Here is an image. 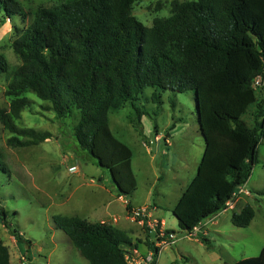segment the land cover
<instances>
[{
	"label": "trees",
	"instance_id": "16d2710c",
	"mask_svg": "<svg viewBox=\"0 0 264 264\" xmlns=\"http://www.w3.org/2000/svg\"><path fill=\"white\" fill-rule=\"evenodd\" d=\"M139 1L74 0L38 9L13 43L20 63L11 65L0 55V72L13 99L9 111L0 109V123L13 134L9 145L15 148L52 138L17 126L15 120L31 105L24 97L29 92L56 119L76 116L77 147L109 172L117 195L126 198L137 189L133 155L112 134L109 115L131 105L136 113L132 124L139 129L146 113L136 102L147 88L194 91L205 150L196 176L173 209L181 231L192 235L227 210L259 163L264 143V0L174 1L172 14L155 19L151 27L133 14ZM3 9L4 21L20 14L14 0H0ZM258 78L262 82L256 87ZM249 113L252 127L243 119ZM126 208L131 214L132 206ZM7 217L0 201V223L20 241ZM254 218L247 204L231 221L248 228ZM54 224L89 264H130L127 249L136 245L125 231L77 216H55ZM0 264H12L2 240ZM235 264H264V248L257 257Z\"/></svg>",
	"mask_w": 264,
	"mask_h": 264
},
{
	"label": "rangeland",
	"instance_id": "374dc122",
	"mask_svg": "<svg viewBox=\"0 0 264 264\" xmlns=\"http://www.w3.org/2000/svg\"><path fill=\"white\" fill-rule=\"evenodd\" d=\"M14 1L20 14L4 21V9L0 11V55L11 65H18L13 43L32 24L35 12L74 0ZM174 1L192 0H140L133 14L151 27L155 19L172 14ZM7 91L6 76L0 72V109L9 111L13 99ZM24 97L31 105L15 120L17 126L50 133L52 138L37 146L15 148L9 145L13 134L0 123V149L7 157L0 153V201L7 211L8 225L21 237L19 241L0 223V240L8 247L12 264H89L68 236L56 228L54 217L77 216L97 223L108 212L124 216L126 210L117 202L112 209H105L107 199L100 186L109 189L112 181L107 170L96 167L77 147L73 129L78 118L58 120L33 93ZM136 104L146 113L139 129L132 124L136 113L131 105L110 114L109 126L133 155L137 189L126 200L137 208L150 207L151 219L162 217L164 228L178 237L174 244L161 249L156 263L235 264L257 257L264 248V143L259 146V163L244 186L249 194H239L230 203L232 208L212 222L214 217L203 222L196 235L188 237L179 228L173 209L196 176L205 150L195 92L174 94L147 88ZM243 119L253 126L250 113ZM247 204L254 209L255 218L248 228L235 227L233 213H240ZM142 228L146 239L137 242L136 249L144 252L150 249L148 244L154 245L156 237L147 226Z\"/></svg>",
	"mask_w": 264,
	"mask_h": 264
},
{
	"label": "built area",
	"instance_id": "2783aa9c",
	"mask_svg": "<svg viewBox=\"0 0 264 264\" xmlns=\"http://www.w3.org/2000/svg\"><path fill=\"white\" fill-rule=\"evenodd\" d=\"M261 78H258L255 82L256 87L261 85ZM245 187H242L241 189L237 190L234 193V198L227 203V208L230 207V203L237 197L239 194H249V192H246ZM131 218L135 220L139 225L142 227H148L150 229V233H155V241H154V247L157 249L156 252H158V255L161 252V249L164 247H167L171 244H174L177 241V236L175 233L167 234L166 229L164 228V224L158 222L157 220L151 219V214L149 211V208L146 206L140 207V208H134L132 210V213L130 214ZM199 227V226H198ZM198 227L194 229V232L192 235H186L188 237L195 236L198 230ZM135 252V254H132ZM129 252L127 255V259L130 264H157L156 259V252L150 251L146 255L138 254L136 251Z\"/></svg>",
	"mask_w": 264,
	"mask_h": 264
},
{
	"label": "crops",
	"instance_id": "0c3cea01",
	"mask_svg": "<svg viewBox=\"0 0 264 264\" xmlns=\"http://www.w3.org/2000/svg\"><path fill=\"white\" fill-rule=\"evenodd\" d=\"M111 185H112V182H111ZM100 189H101L103 195L107 199L106 200L107 203L106 204L104 203V206H105L106 210L107 209H112V205H113L114 202L115 203L116 202L117 203H121L124 206L125 210H126V215H124V216L119 215V214H112L111 215V213L108 212V213L104 214V217H102V220L100 222L101 223H106V224H109V225H113V226L117 227L118 229L125 231L130 236V238L132 239L134 245H136L137 242H140V241H142L144 243L146 237L144 239L143 228L141 227V225H139L135 220H133L130 217V214L128 213L127 208H126L128 203L132 206V208H137V207H134L130 202H128L126 200L125 197H119L117 195L116 190L114 189L113 186L109 187V189L105 188L103 186L102 187L100 186ZM181 196H180V198H181ZM146 207L149 208L150 214L153 216V211L151 210V208L148 207V206H146ZM155 209H157L156 206H155V208H153V210H155ZM218 216H215L214 219L211 220V222L213 220H215L216 217H218ZM155 220H157L158 222L163 223L164 226H165V220L162 217H156ZM142 242H141V244L143 245ZM133 248L134 249L131 248V249H128V250L130 252L136 251L138 254H141V255H146L147 253H149L151 251V250H149L148 247H147L148 249L146 248V250L144 252H141L140 249L137 250L136 247H133Z\"/></svg>",
	"mask_w": 264,
	"mask_h": 264
},
{
	"label": "water",
	"instance_id": "95a60500",
	"mask_svg": "<svg viewBox=\"0 0 264 264\" xmlns=\"http://www.w3.org/2000/svg\"><path fill=\"white\" fill-rule=\"evenodd\" d=\"M200 126V125H199Z\"/></svg>",
	"mask_w": 264,
	"mask_h": 264
}]
</instances>
